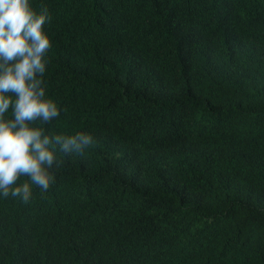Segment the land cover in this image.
Listing matches in <instances>:
<instances>
[{
  "label": "trees",
  "instance_id": "1",
  "mask_svg": "<svg viewBox=\"0 0 264 264\" xmlns=\"http://www.w3.org/2000/svg\"><path fill=\"white\" fill-rule=\"evenodd\" d=\"M30 2L61 109L37 126L95 145L0 196V264H264V0Z\"/></svg>",
  "mask_w": 264,
  "mask_h": 264
},
{
  "label": "clouds",
  "instance_id": "2",
  "mask_svg": "<svg viewBox=\"0 0 264 264\" xmlns=\"http://www.w3.org/2000/svg\"><path fill=\"white\" fill-rule=\"evenodd\" d=\"M50 22L46 6L36 11L30 0H0V196L24 204L33 186L47 192L54 184L53 170L63 164L57 151L84 156L95 145L85 131L46 134L37 126L61 115L44 86L52 47L44 26ZM22 177L27 179L18 184Z\"/></svg>",
  "mask_w": 264,
  "mask_h": 264
}]
</instances>
